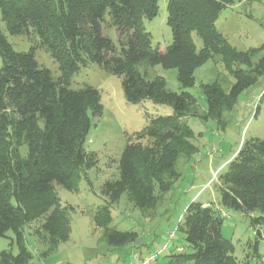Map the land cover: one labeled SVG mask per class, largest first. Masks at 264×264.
Listing matches in <instances>:
<instances>
[{"label": "trees", "instance_id": "16d2710c", "mask_svg": "<svg viewBox=\"0 0 264 264\" xmlns=\"http://www.w3.org/2000/svg\"><path fill=\"white\" fill-rule=\"evenodd\" d=\"M160 1L0 0L6 30L38 38L28 51H18L0 25V236L13 231L19 249L17 254L2 250L0 264L31 262L25 231L42 218L36 235L50 249L70 238L69 209L73 207L62 205L56 186L75 190L87 171L97 166L98 154L86 148V141L92 116H101L104 110L97 88L88 83L72 87L75 73L98 64L122 78L129 103L150 100L172 108L171 114H147L146 126L127 137L118 176L102 185L108 205L126 194L142 211L162 202L181 177L179 161L197 151V134L188 123L190 116L198 115L193 112L197 99L187 90L195 85V71L220 56L234 78L228 90L219 81L201 85L207 101L201 119L220 124L241 93L264 75V57L253 61L264 44L239 50L216 27L223 9L238 0H167L173 40L165 50L153 45L144 25L146 19L157 16ZM107 26L117 29L120 47L105 34ZM194 36L202 40V48ZM38 48L45 49L58 65V76L38 62ZM142 62L176 68L182 91L169 90L164 77L149 78L138 68ZM258 110L259 106L256 114ZM217 188L219 206L250 215L251 226L261 237L264 138L251 137L241 143L219 174ZM256 211L260 214L252 216ZM223 221L216 205L190 202L176 227L185 246L170 251L165 264H239L233 242L222 233ZM112 222L108 206L95 215L108 246L122 249L139 239L136 230H119Z\"/></svg>", "mask_w": 264, "mask_h": 264}, {"label": "rangeland", "instance_id": "374dc122", "mask_svg": "<svg viewBox=\"0 0 264 264\" xmlns=\"http://www.w3.org/2000/svg\"><path fill=\"white\" fill-rule=\"evenodd\" d=\"M167 4V0H161L157 16L144 21L146 30L152 34L153 45H159L163 50L173 40L172 29L167 23ZM0 25L18 51H28L38 42V38L30 34L11 35L2 21L1 11ZM216 27L239 50L262 46L264 0H238L223 9ZM105 34L120 47L114 26L105 27ZM194 40L197 47L202 48V40L197 36H194ZM36 57L42 66L49 68L55 76L59 75L58 65L45 49L38 48ZM263 57L264 49L253 57V61L257 62ZM138 68L151 79L164 77L169 90L182 91L176 68L147 62L140 63ZM215 81H219L226 90L234 82L220 56L200 66L195 71V85L187 88L197 99V108L193 112L198 115L188 118L189 125L197 134L194 140L197 151L192 157H184L179 161L177 168L181 177L174 183L173 189L164 195L162 202L155 208L142 211L134 206L126 194L117 203L108 205L106 197L102 195V185L107 179L118 176L119 160L127 137L146 126L147 114H171L172 108L154 104L150 100L139 104L129 103L123 91L122 78L108 73L98 64H90L75 73L71 79L73 88L88 83L101 94L103 114L92 116V126L86 141V148L97 152L99 162L87 171L77 189L56 186L62 205L73 207L69 209L71 234L67 241L61 242L54 250L50 249L51 246L36 235L43 218L26 227V242L33 253L29 264H118L124 260H134L135 255L141 260L150 251H160L152 264H165V256L170 251L178 252L180 247L185 246L182 234L176 231V227L186 207L194 200L216 205L222 210V233L233 242L234 255L239 264H264V227L260 229V237L257 229L251 226L250 215L220 207L217 188L219 174L225 170L241 143L251 137L264 138V75L255 85L241 93L234 109L224 113L222 124L213 119L203 121L200 116L207 111L201 85ZM105 206H108L113 216V228L136 230L139 233V239L134 244L122 249L108 246L104 229L95 224V215ZM259 214L256 211L252 216ZM5 249L18 253L13 231H8L5 237L0 236V252Z\"/></svg>", "mask_w": 264, "mask_h": 264}, {"label": "built area", "instance_id": "2783aa9c", "mask_svg": "<svg viewBox=\"0 0 264 264\" xmlns=\"http://www.w3.org/2000/svg\"><path fill=\"white\" fill-rule=\"evenodd\" d=\"M160 252V251H159ZM158 251L157 252H152L149 253L147 256H145L144 258H142L140 260V258L138 257V255L134 256V260L130 261V262H126L124 264H150L152 261L157 259L158 256Z\"/></svg>", "mask_w": 264, "mask_h": 264}]
</instances>
